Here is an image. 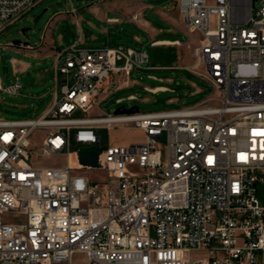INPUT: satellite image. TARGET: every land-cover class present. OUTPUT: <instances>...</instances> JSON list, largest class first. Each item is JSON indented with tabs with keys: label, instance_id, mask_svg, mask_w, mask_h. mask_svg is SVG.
Returning <instances> with one entry per match:
<instances>
[{
	"label": "built area",
	"instance_id": "built-area-1",
	"mask_svg": "<svg viewBox=\"0 0 264 264\" xmlns=\"http://www.w3.org/2000/svg\"><path fill=\"white\" fill-rule=\"evenodd\" d=\"M40 1L0 0V31ZM174 2L185 28L200 34L193 71L213 93L161 111L91 114L103 84L127 83L147 53L77 42L58 49L47 109L0 118V264L264 258V0ZM21 88L0 81L2 91ZM113 126L145 139L97 148L98 129ZM82 148L97 150L96 165L79 161ZM57 156L66 161L40 163Z\"/></svg>",
	"mask_w": 264,
	"mask_h": 264
},
{
	"label": "rangeland",
	"instance_id": "rangeland-1",
	"mask_svg": "<svg viewBox=\"0 0 264 264\" xmlns=\"http://www.w3.org/2000/svg\"><path fill=\"white\" fill-rule=\"evenodd\" d=\"M173 0H41L35 4L20 19L7 25L0 31V81L6 88L8 85L19 81L22 88L17 93L0 90V118L22 119L36 118L50 105L55 88L54 65L58 49L77 42L82 46H105L115 42L139 46L132 39L119 32L122 27L130 32L135 30L132 22H127L125 14L134 2H143L154 8L168 7ZM75 7L80 19V26L76 22L71 8ZM123 18V23L106 24L100 21L98 13L106 11ZM147 17L155 16L159 21L160 15L152 9L145 11ZM111 18L116 15H108ZM110 27L115 36L103 37L99 27ZM1 26V21H0ZM119 35V36H118ZM122 35V37L120 36ZM125 35V36H124ZM196 35L194 36V38ZM108 40H110L108 42ZM15 42V44H12ZM108 42V43H106ZM28 43L30 48L25 47ZM23 46V47H22ZM153 52L149 49V53ZM147 62L142 68L131 71L128 79L132 84L119 88L107 86V94L100 93L96 97V104L91 109V114H114L115 108L124 104L139 106L141 111H161L192 105L207 95L213 93L209 81L193 71L165 66H150ZM157 84H165L173 90L151 92L144 88ZM130 94H135L134 99H127ZM123 100L118 103V99ZM76 115H85L78 111ZM40 131L37 130L36 133ZM101 141L95 146L101 148L108 144H129L142 142L145 139L143 130L133 127L98 129ZM65 157L57 156L43 159V165L63 164ZM84 172L95 174L94 170L84 169ZM259 200L263 202L264 194L259 188ZM77 257V255H75ZM257 263L264 262L263 255L257 252Z\"/></svg>",
	"mask_w": 264,
	"mask_h": 264
},
{
	"label": "crops",
	"instance_id": "crops-1",
	"mask_svg": "<svg viewBox=\"0 0 264 264\" xmlns=\"http://www.w3.org/2000/svg\"><path fill=\"white\" fill-rule=\"evenodd\" d=\"M72 9H74V13L72 12ZM148 9H152L154 12L160 15V18H158L159 21H156V17L154 15L151 17L146 16L145 11ZM113 10L116 11V14L112 13V11H110L111 13L100 11L98 13L100 21L106 24L123 23V18L117 14L118 10L116 8ZM127 10L128 12L125 14V19L127 22H132V24L135 26V30L130 32L127 30V28L122 27L119 29V32L129 36L132 39L131 41L135 42L139 48L133 47L131 45H124L118 42H115L116 44L111 46L120 44L124 47H129L137 51H145L148 55V62H152L150 66L178 67L193 71V68L197 64L195 58V47L199 43L198 40L200 38V34L198 32L188 31L185 28L182 17L177 11V8L173 2L170 6L161 8H154L151 5H147L143 2H134L130 7H128ZM71 12L75 15L76 22L80 26V19L77 16V10L75 7L71 8ZM109 14L116 15L115 18H117V20L110 21V17L108 16ZM99 31L103 34V37H109L112 35L115 36V34L112 33L111 28L106 27L105 25L99 27ZM195 35L196 37L194 38ZM116 36L114 38H117ZM120 36L122 37V35ZM82 40L83 38H79L77 43L81 42ZM109 41L110 40H108V42ZM73 43L76 42H72L69 45ZM22 45L30 48L28 43H24ZM109 46L110 45L83 47ZM149 49L153 50L151 54L149 53ZM129 84H132L129 79L127 83L121 80L116 88ZM144 88L151 92H158L168 89L173 90L171 87L165 84H157L154 86L145 85Z\"/></svg>",
	"mask_w": 264,
	"mask_h": 264
},
{
	"label": "water",
	"instance_id": "water-1",
	"mask_svg": "<svg viewBox=\"0 0 264 264\" xmlns=\"http://www.w3.org/2000/svg\"><path fill=\"white\" fill-rule=\"evenodd\" d=\"M172 2L173 4L175 3L174 0ZM12 44H15V42H12ZM139 110L140 108L137 105H131L130 107H126L124 104H120L115 108L114 113L134 112ZM77 157L79 161L82 163L89 165L97 164V150L95 148H91V149L82 148L78 151Z\"/></svg>",
	"mask_w": 264,
	"mask_h": 264
}]
</instances>
